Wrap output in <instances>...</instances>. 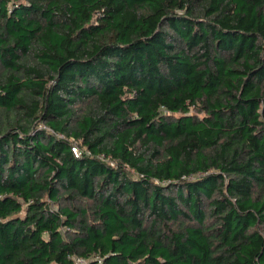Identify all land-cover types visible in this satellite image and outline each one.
Wrapping results in <instances>:
<instances>
[{
    "label": "trees",
    "instance_id": "trees-1",
    "mask_svg": "<svg viewBox=\"0 0 264 264\" xmlns=\"http://www.w3.org/2000/svg\"><path fill=\"white\" fill-rule=\"evenodd\" d=\"M77 260L264 264V0H0V264Z\"/></svg>",
    "mask_w": 264,
    "mask_h": 264
},
{
    "label": "rangeland",
    "instance_id": "rangeland-1",
    "mask_svg": "<svg viewBox=\"0 0 264 264\" xmlns=\"http://www.w3.org/2000/svg\"><path fill=\"white\" fill-rule=\"evenodd\" d=\"M75 106H77V108H80V107H83L84 108L85 103L79 102ZM35 128L36 129H44L46 131H51V129L45 124V121H43V120L37 121L35 123ZM74 150H77V147L76 146H75ZM132 175H133V173H132ZM84 202H85L86 205H90L91 204V201H88V200H85ZM82 204H84V203H82ZM79 264H86V263L79 262Z\"/></svg>",
    "mask_w": 264,
    "mask_h": 264
},
{
    "label": "built area",
    "instance_id": "built-area-1",
    "mask_svg": "<svg viewBox=\"0 0 264 264\" xmlns=\"http://www.w3.org/2000/svg\"><path fill=\"white\" fill-rule=\"evenodd\" d=\"M79 262L85 263V262H84V261H82V260H77V264H79Z\"/></svg>",
    "mask_w": 264,
    "mask_h": 264
}]
</instances>
